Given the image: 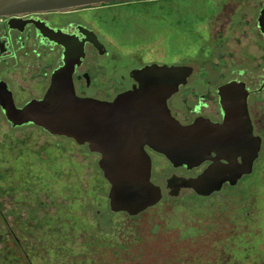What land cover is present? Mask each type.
Instances as JSON below:
<instances>
[{"label":"rangeland","instance_id":"rangeland-1","mask_svg":"<svg viewBox=\"0 0 264 264\" xmlns=\"http://www.w3.org/2000/svg\"><path fill=\"white\" fill-rule=\"evenodd\" d=\"M225 1L161 0L119 8L110 31L124 41L116 38L112 45L120 56L149 40L159 63L168 65L189 55L185 64L219 86L229 80L216 75L221 66L207 27L214 28L209 19ZM258 2L229 7L256 17L260 8L252 7ZM108 13H100L103 21ZM163 18L174 26L169 29ZM237 39L239 45L225 48L237 57L236 68L256 67L249 58L261 55L258 38ZM184 103L183 94L172 102L177 109ZM152 158L162 201L136 217L114 213L99 154L35 125L14 128L0 110V264H264V144L251 175L208 199L191 191L172 198L167 179L201 170L189 173L163 156Z\"/></svg>","mask_w":264,"mask_h":264},{"label":"water","instance_id":"water-1","mask_svg":"<svg viewBox=\"0 0 264 264\" xmlns=\"http://www.w3.org/2000/svg\"><path fill=\"white\" fill-rule=\"evenodd\" d=\"M133 1L0 0V17ZM260 24L264 32V7ZM192 73L189 66H148L134 74L138 87L111 102L78 97L68 77L59 78V84L54 77L43 100H34L20 110L11 94L0 88V105L14 128L33 124L53 136L87 145L92 153L99 154V167L111 186V211L136 217L163 198L161 187L152 182L147 146L164 155L175 168L194 169L207 161L214 162L196 178L169 179V187L175 186L172 196H178L182 188H190L202 197H210L226 184L236 187L254 171L262 140L253 132L244 83L232 81L219 88L220 104L226 113L223 124L199 118L185 126L172 116L168 100L186 85ZM223 145L229 147L224 150L227 156L208 155L209 148L218 154Z\"/></svg>","mask_w":264,"mask_h":264},{"label":"flooded vegetation","instance_id":"flooded-vegetation-1","mask_svg":"<svg viewBox=\"0 0 264 264\" xmlns=\"http://www.w3.org/2000/svg\"><path fill=\"white\" fill-rule=\"evenodd\" d=\"M160 1L135 0L129 3H115L99 7H82L67 12L16 13L10 16H1L0 88L11 94L15 106L21 110L34 100H43L52 86L54 77L59 84V78L62 80L66 76L70 79L78 97L111 102L119 95L139 86L134 77L138 70H143L151 65L188 66L185 62H189L191 58L189 55L184 56L185 59L183 58L182 63L178 65L159 63L158 50L155 45L149 44V40H141L136 50H127L125 55L120 56L112 45L116 38L124 41L122 34L118 36V33L113 34L110 31L112 30L110 20L115 22L119 18L117 9L136 4L146 6ZM249 1L251 2V0H226L212 13L209 19V22L212 21L214 24V28L211 29V24L209 26L208 23L207 38H211L210 43L218 51L217 58L221 66L217 69L216 75L219 79L228 78L229 81L219 86L212 81L205 83L204 79L208 80V78L198 77L195 67L189 66L193 68V73L187 79L186 85L181 86L179 92L168 100V107L172 116L185 126L199 118L206 119L212 124H223L226 113L220 104L219 88L232 81L244 83L248 92L247 104L253 132L262 140L260 158L264 144V133H262L264 130V50H261V47L264 49V32L260 24L264 0H259L258 4L254 5V8L252 7L253 10L260 8L259 12L255 11V15L258 13L256 17L251 16V13L245 12L243 9L239 11L241 6L239 9L238 7H229V4H249ZM103 12L104 14L108 13L111 17L106 15V19L103 21L100 16V13ZM169 18L171 19V17ZM163 21H166L168 25L171 22L166 18H163ZM172 26L174 23L168 26L169 29ZM240 34L246 39L256 36L259 40L258 51L261 52V55L254 54L249 58V60L252 59L251 62L254 66L257 63L256 67L252 69L238 70L236 68L237 57L233 52L225 50L229 44L239 45L242 41L237 39ZM170 38L172 37L170 36ZM227 61L232 63L229 64ZM61 74H64V77H61ZM181 94H183L185 107L177 109L172 102L177 95ZM0 110L5 115L1 105ZM221 147L218 154L209 148L208 155L212 158H217L218 155L227 156V152L224 150L229 147L227 145ZM146 151L152 162V182L158 185L153 180L152 154L166 157L148 146ZM221 162L227 164L225 160H221ZM213 164V161H207L194 169H189L187 166L175 168L172 165L174 169H184L189 173L201 171L190 176L173 174L171 178L175 176L196 178ZM169 179L166 181V190L172 198H178L182 192L191 191L197 198L208 199L221 193L225 187H231L226 184L221 192L210 197H202L190 188H182L178 192V196H172V189L175 186L169 187ZM161 189L164 196V190L162 187Z\"/></svg>","mask_w":264,"mask_h":264},{"label":"trees","instance_id":"trees-1","mask_svg":"<svg viewBox=\"0 0 264 264\" xmlns=\"http://www.w3.org/2000/svg\"><path fill=\"white\" fill-rule=\"evenodd\" d=\"M27 261L30 262V257H26ZM33 264V263H32Z\"/></svg>","mask_w":264,"mask_h":264}]
</instances>
